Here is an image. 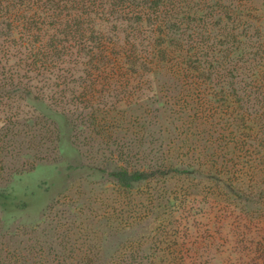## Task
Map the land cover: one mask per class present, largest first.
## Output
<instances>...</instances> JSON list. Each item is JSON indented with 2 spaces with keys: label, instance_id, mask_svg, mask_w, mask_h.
Wrapping results in <instances>:
<instances>
[{
  "label": "rangeland",
  "instance_id": "1",
  "mask_svg": "<svg viewBox=\"0 0 264 264\" xmlns=\"http://www.w3.org/2000/svg\"><path fill=\"white\" fill-rule=\"evenodd\" d=\"M239 13L224 45L220 28L206 40L215 63L189 95L165 73L93 109L77 83L19 105V122L45 116L55 133L22 136L0 165L20 172L1 186L0 264H264V0ZM124 29L110 37L124 45ZM119 167L144 181L121 187Z\"/></svg>",
  "mask_w": 264,
  "mask_h": 264
},
{
  "label": "trees",
  "instance_id": "2",
  "mask_svg": "<svg viewBox=\"0 0 264 264\" xmlns=\"http://www.w3.org/2000/svg\"><path fill=\"white\" fill-rule=\"evenodd\" d=\"M244 2L0 0V165L19 153L18 139L22 136L29 138L30 148L37 139L38 145L44 146L53 137L55 126L45 116L47 123L44 119L37 121L36 116L19 122V105L31 99L47 100L49 91L50 99L57 103L69 86L77 83L82 100L92 103L89 109H93L96 100V105L103 106L110 92L122 95V101L136 99L146 91L142 88L150 83L151 76L165 73L180 87H186L185 95L199 90L201 82H206V69L215 63V50H206V40L220 28L224 45L230 38L225 31L233 20L239 24L236 17ZM123 28L127 38L124 45L110 37L111 29L114 34ZM21 49L23 58L19 57ZM218 73L211 74L213 79ZM136 85L141 87L140 92ZM119 88L121 93H116ZM19 126L23 130L18 131ZM18 174L17 169L5 173L0 166V199L6 196L1 186ZM113 176L121 187L131 188L144 181L146 172L119 167ZM153 213V217L148 215L136 224L138 233L147 230L145 224L156 221L159 211ZM143 260L132 256L131 264H144Z\"/></svg>",
  "mask_w": 264,
  "mask_h": 264
}]
</instances>
